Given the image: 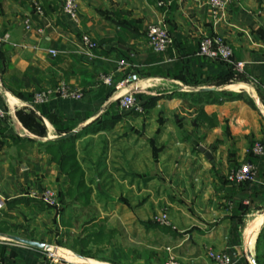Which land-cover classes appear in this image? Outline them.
Instances as JSON below:
<instances>
[{"label": "crops", "instance_id": "obj_1", "mask_svg": "<svg viewBox=\"0 0 264 264\" xmlns=\"http://www.w3.org/2000/svg\"><path fill=\"white\" fill-rule=\"evenodd\" d=\"M38 1L42 17L32 0H0V36L7 35L0 49V103L8 111L0 119V264L50 260L46 251L6 235L59 245L61 264H214L210 251L251 264L245 242H252L254 254L264 213L242 231L239 225L243 209L264 205V159L252 183L234 185L226 175L256 163L250 148L264 142V0H226L216 24L207 0H76V21L61 13V0ZM158 21L172 36L165 54L154 53L147 41L148 26ZM207 33L226 40L240 68L194 54ZM119 60L133 67L120 71ZM130 71L139 75L136 94H152L148 88L156 84V110L147 111L156 114V124L144 131L137 124L141 114L114 108V88L99 77L111 73L117 84ZM61 83L83 97L53 95L32 103L36 92ZM221 92L234 98L210 100ZM18 112L35 121V130ZM112 117L118 120L110 129L99 125ZM65 128L76 130V159L90 191L86 203L73 195L68 175L46 150L69 133ZM155 130L153 156L147 133ZM45 188L58 194V208L41 201ZM115 195L117 208L132 219L114 222ZM88 208L110 217L83 219ZM162 211L169 225L152 220ZM119 230L126 243L116 240Z\"/></svg>", "mask_w": 264, "mask_h": 264}, {"label": "built area", "instance_id": "obj_2", "mask_svg": "<svg viewBox=\"0 0 264 264\" xmlns=\"http://www.w3.org/2000/svg\"><path fill=\"white\" fill-rule=\"evenodd\" d=\"M34 12L37 16H43V10L41 4L38 0H32ZM159 5L162 2L158 3ZM209 7L210 18L213 24H216L221 18L225 7L226 0H207ZM61 13L63 15L69 16L72 20L78 19V6L76 0H61L60 5ZM24 27L29 29L31 21L29 17L23 20ZM42 32V29L39 28ZM7 39V35L0 36V49L2 48L4 42ZM84 43L88 49L94 47V43L87 37L83 38ZM147 41L151 50L156 54H165L172 43V36L166 23L162 21L155 22L148 26L147 28ZM50 54L55 55L54 50H49ZM196 56L204 57L210 60H216L224 63L231 68H240V63L234 61L233 52L230 45L226 40L218 33H207L201 37L198 46L194 52ZM262 62H264V54L262 55ZM129 67H133V64L125 61L119 60L117 62V69L123 71ZM100 80L108 87L114 86L112 94L114 95V100L120 111H128L132 109L135 104V95L140 91L137 82L139 81V75L137 72L130 71L125 75L119 83H113V75L111 73L101 74ZM134 88L135 92H131ZM53 95H57L64 99H81L83 93L79 89L71 88L66 84L61 83L53 90H41L33 95V104H43L49 100ZM8 115V111L0 103V119L5 118ZM250 152L258 160L256 163L244 162L238 168L232 169L227 173L226 179L234 185H240L243 183H252L258 174L259 160L264 159V142L255 141ZM40 199L46 205L58 208L59 207V197L58 194L51 188H45L41 191ZM248 202V201H246ZM156 221L161 225H169V219L166 212H162L156 217ZM48 253V252H47ZM49 259L43 264H61L58 261V256L54 257L53 253H48ZM209 256L213 259L214 264H233L232 257L227 252H215L210 251ZM166 264H182L174 259H169Z\"/></svg>", "mask_w": 264, "mask_h": 264}, {"label": "trees", "instance_id": "obj_3", "mask_svg": "<svg viewBox=\"0 0 264 264\" xmlns=\"http://www.w3.org/2000/svg\"><path fill=\"white\" fill-rule=\"evenodd\" d=\"M125 75L123 76V78L125 77ZM111 88H114V86L108 87V89ZM225 94L227 93L221 92L220 95H222L223 97H215L210 100L212 102H221L223 99L234 98L230 95L229 97H225ZM235 97L242 98L244 102H246L251 108H254V104L249 98H243L240 94L237 96L235 95ZM17 116L25 126H27L29 129L35 130L34 126L36 123L31 119L29 115L25 116L18 112ZM117 120L118 118L112 117L110 119L104 120L103 122H99V125L103 129H110L111 127H113V125H115ZM54 124L56 125L58 130L61 129V127L58 125V122L54 121ZM70 130L71 128H65V130H63L62 132L68 133ZM74 139V135L61 136L53 143H50L47 146L46 150L51 155V158L58 163L62 171H64L68 175L70 184L74 186V188L72 189L73 195L77 194L76 197L86 203L90 191L85 187V183L83 180V171L76 159ZM254 259L256 264H264V225L259 230L255 240Z\"/></svg>", "mask_w": 264, "mask_h": 264}, {"label": "rangeland", "instance_id": "obj_4", "mask_svg": "<svg viewBox=\"0 0 264 264\" xmlns=\"http://www.w3.org/2000/svg\"><path fill=\"white\" fill-rule=\"evenodd\" d=\"M233 81L236 82L237 80L236 79H232V80H230L229 83H232ZM152 86L150 88H148L150 91L152 89V91H151L152 94H150V93L149 94H144V93L136 94L135 95V104H134V106L132 107V109L126 111V112H132V110H136L139 114H141V116L138 117V119L141 120V122H139V123L135 122V124L137 123V124L140 125L139 126L140 131H144L143 129H146L144 127L145 125L156 124V114H153L154 116H151V113L147 112L150 109H155L156 110V84L152 85ZM225 97H229V93L225 94ZM244 98H248V97H244ZM114 108L118 109V106L115 105ZM254 108H256V107L254 106ZM147 135L149 136L148 137V141L150 143V148H152L153 156H156V147H155V145L153 143V142H156V141L155 140L153 141V139H152V138H155V136H156V130L148 132ZM114 197L115 198H113V201H112L113 205L111 207V209L114 210V211H112V214H113L112 219L114 220V222L115 221H120L121 218L128 217V215L131 216L130 212L129 213L121 212V210L119 208H117L118 205H119V201H117L116 198L118 196L115 195ZM248 206H250V205L248 204ZM49 207L52 208L51 206H49ZM250 207L252 208L251 210L248 207H246V209H243V213H242L243 216L241 217L242 220H240V225H239L240 226L239 229L241 231L246 226V224L248 222H250L255 217V215L264 213V205H262V206H253V207L250 206ZM133 211L134 210H132V212ZM162 212H164V211H162ZM96 214H99V216H105V217H107V219L110 217V214L105 215L104 213L103 214L102 213H98L96 210L91 209V208H88L86 210V212L83 213L82 216H83V219H85L84 217L88 218V217H91V216H96ZM132 215L135 216V213L133 212ZM151 217H152V220H156V213L153 214ZM131 219H132V216H131ZM118 233L119 234L116 235V240H118L119 242L123 241L124 243H126L125 236L124 235L123 236L120 235V230L118 231ZM146 239L147 238H145V240ZM52 245L59 246L57 244H52ZM101 252L103 253V251H101ZM55 256H56V254H54V257ZM59 257L63 258L61 256H59Z\"/></svg>", "mask_w": 264, "mask_h": 264}, {"label": "water", "instance_id": "obj_5", "mask_svg": "<svg viewBox=\"0 0 264 264\" xmlns=\"http://www.w3.org/2000/svg\"><path fill=\"white\" fill-rule=\"evenodd\" d=\"M210 89H215V88L212 87ZM131 92H135L134 88H132ZM75 132H76V130H72L68 134H63L62 136H70V135H73ZM200 150L204 153V155L206 157H210L209 151L205 150L203 147H201ZM263 225H264V223L261 225V227ZM261 227L259 228V230L261 229ZM259 230H258V232H259ZM258 232H257V234H258ZM6 237L11 239V240L17 241L19 243H23L26 245H30V246L39 248V249L44 250L48 253L58 254V249H60L59 247L51 245V244H47L44 242H40V241L28 239V238H23V237H19V236L6 235ZM244 247H245V253H246L247 259L250 261L251 264H256L255 259H254V254L252 253L251 248L247 247L246 244ZM96 264H103V263H96Z\"/></svg>", "mask_w": 264, "mask_h": 264}, {"label": "bare ground", "instance_id": "obj_6", "mask_svg": "<svg viewBox=\"0 0 264 264\" xmlns=\"http://www.w3.org/2000/svg\"><path fill=\"white\" fill-rule=\"evenodd\" d=\"M263 223H264V218L260 221L259 226H258L256 232H258L259 228L261 227V225ZM245 244H246L247 247H250V248L252 247V242L250 240H248L247 242H245ZM60 253H61V250L58 249V254H56V255L58 256V255H60Z\"/></svg>", "mask_w": 264, "mask_h": 264}]
</instances>
